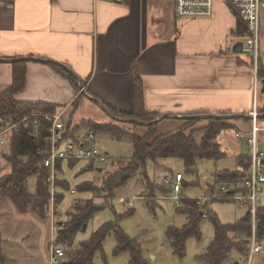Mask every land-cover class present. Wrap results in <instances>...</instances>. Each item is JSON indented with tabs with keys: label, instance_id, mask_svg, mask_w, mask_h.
<instances>
[{
	"label": "crops",
	"instance_id": "0c3cea01",
	"mask_svg": "<svg viewBox=\"0 0 264 264\" xmlns=\"http://www.w3.org/2000/svg\"><path fill=\"white\" fill-rule=\"evenodd\" d=\"M174 8L175 0H0V93L12 85L9 62L34 58L45 62H28L26 87L15 99L55 105L66 126L79 100L93 102L84 93L132 113L136 86L145 112L167 117L157 123L158 134L180 129L183 117L193 113L249 116L254 106L263 111L264 78L255 95V59L246 36L236 34L231 1L215 0L206 18H179ZM260 24L258 68L264 65V9ZM242 42L245 53H237ZM248 120L232 130L249 129ZM233 146L238 157L241 142ZM4 152L11 147L0 146L1 166Z\"/></svg>",
	"mask_w": 264,
	"mask_h": 264
},
{
	"label": "trees",
	"instance_id": "16d2710c",
	"mask_svg": "<svg viewBox=\"0 0 264 264\" xmlns=\"http://www.w3.org/2000/svg\"><path fill=\"white\" fill-rule=\"evenodd\" d=\"M235 13L239 19L236 34L247 36L248 28L246 23L237 11ZM6 60L12 59L7 58ZM11 64L13 69L12 85L0 93V117H12L14 123H18L28 117L29 125L21 126L19 131L14 133L10 140L11 152L10 154L5 153L3 155L8 161L11 171L0 181V198L6 197L10 199L20 212L35 210V213H39L42 216L46 213L49 215L51 207H54V211L60 209L65 198L64 193L70 191L72 188L71 182L66 178V168L75 167L82 161L60 160L57 162L55 194L54 196L51 195V184L48 181L49 170L44 165V159L47 155L41 152V150H45L46 148L44 138L47 136L48 129L52 123L40 118L38 125H35L31 115L33 113L55 114L58 109L55 105L48 103L17 101L15 96L26 87L28 62L17 60ZM60 71L63 72L62 70ZM65 75L71 79L73 78L68 73H65ZM259 78H264V65H261V63L259 67ZM105 106L112 114L123 119L152 122L158 118L145 112L138 86H136L135 108L132 113H119L109 105L105 104ZM260 113L264 115V110ZM212 115L216 116V114L207 112L193 113L189 118L182 119L184 124L180 129L165 134L157 133V124L145 126L130 124L134 128L128 129L121 123L113 120L108 123H97L89 120L82 122L81 125L72 129L70 122H68L66 130L67 137L70 139H76L77 132H79L78 129L84 127L95 135L107 134L117 140L129 139L133 144L134 152L126 165L128 168L124 169L125 167L118 166L114 172L107 173L101 178V187H97L92 180L76 186L77 192L102 194L104 202L96 204L94 197L76 200L66 212V221H62L64 216L62 213L58 214L56 219L59 220L57 225L58 232L55 244L65 249L67 254L62 264H96L95 257L99 252H103L104 242L110 235H113L116 239V253L127 252L130 254L128 264H150L143 258L139 246L130 240L123 229L112 222L103 224L87 240L81 241L79 245L76 244L75 238L78 233L86 230L88 224L97 213L110 205L114 197V190L126 185L138 171H141L150 192H154L155 186L146 172L148 161H153L157 164L159 160L163 159H179L183 161L186 170L193 173L198 170L201 162L209 160L219 161L223 159L226 153L221 149L219 138L223 133L234 129L236 122H248L249 120L246 117H232L233 114L230 113L220 114V117L214 118L209 117L203 119L196 117H208ZM137 127L145 128V133L139 135L135 131ZM1 130L2 125L0 124ZM199 134L202 135L200 138H197ZM107 158H109L108 155ZM88 163L89 165L84 167L80 173L84 174L90 171L103 172V169L95 167L94 162ZM236 163L237 170H223L215 174L216 183L221 185V189L219 192H216L214 187L209 188L206 196L207 200L202 209H199L196 199L189 198L183 200V206L181 208H177L179 212L187 215V223L181 229L172 226L169 227L167 229V236L175 255L179 258L185 256L186 244L190 238L196 237L198 240L201 238L200 224L204 220L201 214L202 210H205L204 208H207L209 203H213L214 201H226L222 198L224 194L222 189H229L233 194H238L243 191L238 186L243 184L244 172L242 170L249 166V155H239L236 158ZM29 179H34L35 182L36 191L33 194L29 190ZM230 185L235 186V189H231ZM163 192L167 194L164 189ZM214 196H217V198L212 200ZM261 204L262 199L260 200L259 208V218L262 222L259 236L264 237V204ZM207 219L211 221L215 231V238L205 255L210 264H222L234 248L243 255L247 253L252 232L249 211L242 219L233 224H222L217 215L211 210H208ZM235 239L237 241L240 239L238 241L239 243L234 242ZM1 241L0 234V264L4 260L1 257Z\"/></svg>",
	"mask_w": 264,
	"mask_h": 264
},
{
	"label": "rangeland",
	"instance_id": "374dc122",
	"mask_svg": "<svg viewBox=\"0 0 264 264\" xmlns=\"http://www.w3.org/2000/svg\"><path fill=\"white\" fill-rule=\"evenodd\" d=\"M78 102H81L79 108L76 109V104L66 117L67 120L68 118L71 120L72 129L84 121H89V119L98 123L110 121L107 114L93 102L87 100H79ZM121 124L128 129L134 128L129 123ZM78 131L77 137H85L89 129L80 127ZM135 131L139 135H143L145 128L137 127ZM233 132L234 130L228 131V134L223 136L224 142L220 141L222 137L219 138V142L225 145L226 156L219 161L201 162L196 172L187 171L183 161L179 159H163L159 160L157 164L148 161L146 172L155 186L154 192H150L141 171H138L126 185L114 190V197L110 205L94 216L85 231L78 233L75 238L76 244L79 245L81 241L87 240L103 224L112 222L123 229L130 240L139 246L143 258L150 264H210L205 255L215 238V231L209 219L204 218L200 224L201 238L198 240L196 237H192L187 241L185 256L179 258L175 255L167 236V229L171 226L181 229L188 219L185 213L178 211L174 200L175 195L172 188L165 183V178L174 179L176 174L183 176L180 199H205L210 187H214L216 192H219L221 185L216 183L215 174L223 170H237L236 158L239 152L234 150L236 148L233 146L235 141L232 137ZM96 140L100 151L109 157L105 165H95L98 169H103V172L80 173L84 167L89 165L86 161L78 163L75 167L66 168V178L71 182L72 188L64 193L65 198L58 211H54V207H51L50 214L46 213L44 216L35 213V210L20 212L10 199L0 198L1 257L4 258L2 264H50L51 247L52 245L56 246L55 240L59 221L53 222L52 214L54 216L57 213H62L64 215L62 221H66V212L76 200L94 197L96 204L104 202L102 194L77 192L76 186L92 180L97 187H101V178L107 173L114 172L118 166L125 167L124 169L128 168L126 165L133 156L134 147L127 138L117 140L107 134L96 135ZM258 147L264 152V140L260 142ZM2 150L6 151L7 149ZM4 154L5 152L2 153V158H4ZM241 154H251L245 141L241 142ZM4 160L3 166L0 163V181L11 171L8 161L5 158ZM50 187L51 195L55 194V184L54 187ZM230 188L235 189V186L230 185ZM238 188L242 189V185H239ZM163 189L167 194L163 192ZM29 190L32 194L36 191L34 179H29ZM261 198V205H263L264 194ZM132 200H134V204L130 209L128 202ZM204 209L213 211L222 224H233L242 219L248 212V206L235 200L214 201ZM260 238H263L261 245L264 247V237L260 236ZM238 241L235 239L234 242L239 243ZM116 247L115 237L113 235L108 236L104 242L103 252H99L95 257V263L128 264L130 254L127 252L116 253ZM246 259V253L243 255L234 248L222 264H233L234 261L245 264ZM252 264H264V250L255 256Z\"/></svg>",
	"mask_w": 264,
	"mask_h": 264
},
{
	"label": "built area",
	"instance_id": "2783aa9c",
	"mask_svg": "<svg viewBox=\"0 0 264 264\" xmlns=\"http://www.w3.org/2000/svg\"><path fill=\"white\" fill-rule=\"evenodd\" d=\"M215 0H175V14L179 18H206L213 13ZM233 7L236 9L242 20L248 28L246 36V48L255 59V95L259 88V68L258 58L260 54V34H261V11L264 9V0H230ZM250 128L239 129L234 131L232 136L236 141H245L251 154L249 166L242 171L244 172L242 189L238 194H233L229 189L223 188V199L226 201H239L248 206V211L251 216L252 232L249 239L248 251L246 253V263L252 264L256 255L260 254L264 247L261 245L260 228L262 222L259 218L260 200L264 194V152L259 150L261 135L264 134V115H260L256 106L249 114ZM31 118L34 119V124L38 125L40 118H43L52 123L48 129L47 136L44 138L46 145L45 150H41L47 156L44 159V165L49 170V178L51 186L54 187L55 178L57 175L56 164L58 161H86L94 162L95 165H105L108 161L107 154L101 152L98 148L96 135L88 132L85 137H77L70 139L67 137L66 125L62 120V114H38L33 113ZM29 118L26 117L18 123H14L12 117H0L2 130L0 131V146L9 147L10 140L14 133L18 132L21 126L29 125ZM165 183L170 186L174 193L176 207L183 206V200L180 199L181 185L183 176L176 174L174 179L165 178ZM54 196V193H53ZM215 199L217 197H214ZM199 209L205 205V199H196ZM134 200L128 202V207H133ZM55 213V212H53ZM203 218H208V211L202 210ZM58 213L53 216L52 221L57 219ZM66 251L59 246L52 245L50 264H62L66 258ZM242 264L240 261H236ZM235 262V263H236Z\"/></svg>",
	"mask_w": 264,
	"mask_h": 264
},
{
	"label": "water",
	"instance_id": "95a60500",
	"mask_svg": "<svg viewBox=\"0 0 264 264\" xmlns=\"http://www.w3.org/2000/svg\"><path fill=\"white\" fill-rule=\"evenodd\" d=\"M244 43L242 42V43H239L238 45H236V47H235V51L237 52V53H245V51H244ZM249 52V51H248ZM25 61V62H30V61H40V62H45V61H43V60H38V59H34V58H19V59H14L13 61H10L9 63H12V62H14V61ZM0 63H4V60L3 59H0ZM61 67H63L64 69H66V70H68L66 67H64V66H61ZM82 90H84V89H82ZM262 91H263V93H264V82H262ZM90 100H92L93 102H95L96 104H98L105 112H106V114L112 119V120H115V121H117V122H121V123H129V124H138V125H153V124H157L159 121H161V120H164V119H166L167 117L166 116H162V117H160L159 119H157V120H155V121H152V122H141V121H137V120H132V119H123V118H119V117H116L115 115H113L107 108H106V106L102 103V102H100L98 99H96V98H93V97H91V96H89L88 94H86V93H84ZM196 117H199V118H203V119H205V118H209V117H220L219 115H216V116H214V115H212V116H196ZM232 117H241V118H243V117H246V118H248V119H251V117L250 116H247V115H233ZM184 119L186 118H189V116H186V117H183ZM234 264H238L237 262L236 263H234Z\"/></svg>",
	"mask_w": 264,
	"mask_h": 264
}]
</instances>
